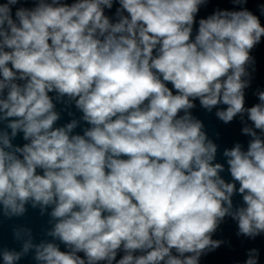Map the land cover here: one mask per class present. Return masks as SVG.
<instances>
[{
	"label": "clouds",
	"instance_id": "9594fccd",
	"mask_svg": "<svg viewBox=\"0 0 264 264\" xmlns=\"http://www.w3.org/2000/svg\"><path fill=\"white\" fill-rule=\"evenodd\" d=\"M208 2L0 0V217L38 210L51 237L13 226L2 264H201L230 245L213 238L226 218L264 235V90L246 107L264 25L231 0L193 37ZM196 101L250 137L223 150L227 168ZM58 104L82 115L58 126Z\"/></svg>",
	"mask_w": 264,
	"mask_h": 264
},
{
	"label": "water",
	"instance_id": "95a60500",
	"mask_svg": "<svg viewBox=\"0 0 264 264\" xmlns=\"http://www.w3.org/2000/svg\"><path fill=\"white\" fill-rule=\"evenodd\" d=\"M68 3L73 2V0H67ZM264 5V0H248L245 5L250 11L260 17L262 25H264V15H261L260 6ZM25 7H32V3L29 2L24 5ZM19 7V5H17ZM118 5H114L112 10H106V14L114 17V13ZM216 9H228L237 10L236 6L231 3V0H209L206 6H202L197 17L196 25H194L193 37L195 35V30L198 28V21L200 18H206L208 15L212 14ZM15 11V9L13 10ZM252 55L255 57L256 61V71L254 73V78L251 83V87L246 89V107H251L255 103H258V98L254 94L258 89L264 90V38L260 44H258ZM171 87V85H169ZM54 95V94H50ZM196 108L192 110V113L197 118L201 119L206 127V131L209 137L213 139L215 143L218 144V156L217 162L225 163L226 160L222 155L225 148H231L235 143L239 142L242 146L247 148V143L250 137L242 134L241 129L243 124L239 117L235 118L231 123L224 124L220 121L216 115V109H213L211 113L207 112L205 109L201 108L199 101H196ZM220 107H226L221 105ZM57 110L61 111V120L58 121V126L70 122L72 118L79 119L82 115L78 110L75 109L74 105L64 110V105L58 104ZM71 111L73 116H69L68 112ZM250 124V122H248ZM87 125L83 122L81 126L75 131L82 134V128ZM14 143L22 145L24 141L22 140V134L17 137ZM222 176L226 180H230V174L225 171ZM238 187V185H237ZM234 205L242 204V197L239 195L234 196ZM49 217L47 215L40 216L38 210H33L29 207L28 213L22 218H14L13 220H7L0 217V248L7 247L10 250H20L21 244L13 239L12 228L17 225H26L33 229L34 242H40V240H51V237L46 236V230L50 227L48 224ZM238 231L237 224L231 218H226L225 222L220 226L217 233L214 235V239H224L230 241L229 244L223 245L221 248L213 253H210L201 258V264H244L247 258V251L251 248H256L260 253V264H264V235L258 236L257 238L249 239L243 236L238 237L236 235ZM61 250H66L63 245H60ZM82 255V254H81ZM119 258V257H118ZM0 264H2V259H0ZM18 264H36L32 259V253L27 257L23 258Z\"/></svg>",
	"mask_w": 264,
	"mask_h": 264
}]
</instances>
